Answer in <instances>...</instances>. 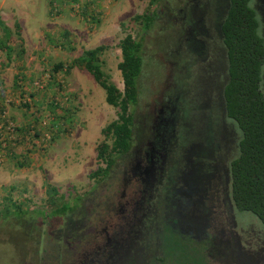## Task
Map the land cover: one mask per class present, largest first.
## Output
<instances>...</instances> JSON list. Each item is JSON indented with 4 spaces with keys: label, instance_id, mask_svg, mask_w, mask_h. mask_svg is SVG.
<instances>
[{
    "label": "rangeland",
    "instance_id": "obj_1",
    "mask_svg": "<svg viewBox=\"0 0 264 264\" xmlns=\"http://www.w3.org/2000/svg\"><path fill=\"white\" fill-rule=\"evenodd\" d=\"M229 5L230 0H0L1 21L15 33L21 26L26 49L24 54L13 52L10 61L0 48L4 95L14 91L16 75L24 73L33 78L41 72L44 82L49 83L50 99L57 95L58 85H64L70 102L63 105L71 110L70 117L62 107L55 109V114L42 111L40 119L36 113H29V122L14 109L18 121H23L21 124L28 126L35 137L23 134L22 141L17 140L19 145L6 151L0 141L4 152L0 151V203L5 204L8 198L13 202L25 200L22 217L14 208L7 216L0 206V264H61V251L67 257L64 264H71V250L66 243L70 239L62 240L79 224H96L93 219L102 202L107 216L105 227L110 225L112 233L117 221L125 225L112 236L107 235L113 241L120 233L119 240L124 245L118 250L125 251L132 228L134 233L138 230L135 205L141 197L136 190L144 185L139 179L148 176L146 169L164 165L166 160L170 179L176 183L184 170L191 169L189 154L196 150L204 153L211 138L218 144L217 156L223 160L239 155L243 133L227 116L223 102L229 78L215 82L209 76L212 70L218 72L221 64L226 68L218 27ZM261 7L264 10L263 2ZM154 13L158 14L156 22L148 31L143 23L133 21L136 15ZM64 32L69 33L67 38ZM128 34L143 37L145 59L140 104L134 110V147L116 159L109 176L93 179L92 172L106 167L97 160V148L105 139L102 129L118 119V109L107 103L106 91L93 75L67 68L87 50L105 46L100 56L102 71L124 90L118 66L123 58L120 44ZM18 43L19 40L14 46ZM60 62L64 68L57 73L52 68ZM46 72L52 73L51 80L49 74L44 75ZM217 99L221 100L218 110ZM57 115L65 120H59ZM55 119L58 126L51 125ZM5 145L12 148L14 143ZM193 162L198 166L199 162ZM173 164L176 166L172 168ZM149 175L154 178L152 172ZM160 178L161 174L156 173V179ZM47 185L58 191L54 206L50 204ZM78 196L82 200L75 206L72 201L75 203ZM65 203L72 204L73 209L66 216L55 213ZM244 214L259 221L251 212ZM102 233L97 238L104 244ZM165 237L170 242L162 245L171 247L174 261L169 264H207L204 243H175L169 232H163L164 241ZM91 253L90 243L83 250L84 258Z\"/></svg>",
    "mask_w": 264,
    "mask_h": 264
},
{
    "label": "trees",
    "instance_id": "obj_2",
    "mask_svg": "<svg viewBox=\"0 0 264 264\" xmlns=\"http://www.w3.org/2000/svg\"><path fill=\"white\" fill-rule=\"evenodd\" d=\"M252 2L253 0H230L227 15L220 23L223 44L228 55L229 74L228 82L223 89V102L227 116L239 125L243 133L242 137L240 135L239 155L231 164L233 198L237 207L254 214L264 229V91L262 87L264 37L260 34V21ZM157 15V13L136 15L133 21L143 23L145 30L148 31L155 24ZM0 26L3 30V34L0 36V48L6 51L7 58L11 61L15 51L17 54H24L26 49L20 35L21 26L16 27V33L1 19ZM63 34L66 38L69 35L68 32ZM18 40L19 43L14 46ZM120 48L123 58L118 68L122 74L124 90L119 89L102 71L100 56L106 50L105 46L87 50L83 56L76 58L67 68L68 71L79 68L93 75L95 81L106 91L107 103L118 109V119L102 129L105 139L97 148V160L101 164H106V167L101 166L90 175L91 178L98 180L109 176V171L116 159L128 154L134 147L136 126L134 110L140 104L141 80L145 62L143 37L137 39L132 34H128L121 41ZM0 65L2 64L0 63ZM63 68L64 63L60 62L55 64L52 69L59 73ZM45 74H49L51 80L52 73L46 72ZM14 80V91L6 96L4 95L5 91L2 90L3 86L0 84V141L5 151L15 149L14 147L19 145L17 140L22 141L25 136L35 137L29 133L28 126L22 125L23 121H18L20 119L17 118L14 109L22 112V117L25 119L29 116V111L36 113L39 118L42 111L55 114V109L61 107L68 117L71 114L70 108L63 105L70 102L65 95L66 89L63 84L58 85L57 95H52L54 99H50L47 95L49 83L44 82L43 73L40 78H32V76L28 78L26 74L22 73L16 75ZM36 82H40L41 86H37ZM26 83H30L33 89H30V85ZM51 85L52 83H50ZM43 92L45 96L41 95ZM9 99H13V102ZM58 117L59 120L61 118L65 120L64 117ZM27 120L32 122V119ZM26 124L27 122H25ZM51 125L58 126V121L55 119V123L52 121ZM8 142L14 143L12 148L5 145ZM0 151L2 154L4 153L2 150ZM21 165L23 164L21 163ZM102 175H105L103 179ZM46 188L51 196L50 204L54 206L58 200V191L51 185H47ZM75 200L76 202L72 201V204L77 206L82 198L78 196ZM24 201L13 202L11 198H8V201L5 204L4 201L1 202L0 206L2 205L7 216L14 208L22 217L24 216L22 210ZM72 204H63L55 213L66 216L73 209Z\"/></svg>",
    "mask_w": 264,
    "mask_h": 264
},
{
    "label": "flooded vegetation",
    "instance_id": "obj_3",
    "mask_svg": "<svg viewBox=\"0 0 264 264\" xmlns=\"http://www.w3.org/2000/svg\"><path fill=\"white\" fill-rule=\"evenodd\" d=\"M261 2L264 4V0H253L252 5L259 17L260 34L264 37V10ZM220 27L221 25L218 27L222 36L220 38L223 40ZM223 51L226 68L221 64L217 69L218 72L212 70V74H209L215 82L222 77L226 79L229 75L225 46ZM204 70L208 71V69ZM262 87L264 91V70ZM219 106L221 100L217 99V110ZM211 140L212 143L205 148L204 153L196 150L189 154L191 169L184 170L176 183L170 179L166 160L164 165L146 169L148 172L145 173H148V176L144 178L140 176L139 181L144 185L136 190L141 197L140 202L135 205V214L137 213L135 224L138 230L134 233L132 228L125 251L118 250L120 245H124V242L119 240L120 233H117L119 238L113 241L108 237L112 236L114 231L119 232L120 226L125 225L117 221L111 233V226L105 227L107 216L106 208L101 206L102 202L99 206L100 211H97L96 218L93 219L96 224L94 222L93 225L88 222L79 224L70 230V235L66 234V238H63L64 242L70 239L66 242L71 250L69 262L71 264H103L108 261L110 264H169L173 261L171 247L162 245L170 242L167 240L169 237H165V241L162 239L163 232H169L176 239L175 243L186 240L195 242V245L204 243L207 264H264V229L260 221H255L252 216L244 214L247 211L240 210L233 198L231 164L235 157H227L228 159L223 160L221 156H217L218 144L212 138ZM194 160L199 162L198 166L195 165ZM174 166L176 165L173 164L172 168ZM219 170L221 174L218 173ZM151 172L154 178L149 175ZM156 173L161 174L160 179H156ZM162 190L163 195L160 193ZM77 231L81 234L75 235ZM101 232L104 234V244L97 238ZM59 241H61L60 237ZM90 243L92 253L85 259L83 250ZM107 255H109L108 259ZM58 256L63 260L60 261L61 264H64L66 255L61 251ZM96 257L97 261H95Z\"/></svg>",
    "mask_w": 264,
    "mask_h": 264
},
{
    "label": "crops",
    "instance_id": "obj_4",
    "mask_svg": "<svg viewBox=\"0 0 264 264\" xmlns=\"http://www.w3.org/2000/svg\"><path fill=\"white\" fill-rule=\"evenodd\" d=\"M35 77H38V78H40V77H42V74H41V72H40V74H39V72H38V75L37 76H35ZM26 84H28V85H30V83H26ZM2 86V85H1ZM30 89H33V86L32 85H30ZM31 92V91H30ZM32 93V92H31ZM41 95H44V92L41 94ZM45 96V95H44ZM49 102V101H48ZM23 112H27V111H23ZM29 113H31V114H34L32 111H29ZM60 113V112H59ZM18 115L20 114V112L19 113H17Z\"/></svg>",
    "mask_w": 264,
    "mask_h": 264
},
{
    "label": "built area",
    "instance_id": "obj_5",
    "mask_svg": "<svg viewBox=\"0 0 264 264\" xmlns=\"http://www.w3.org/2000/svg\"><path fill=\"white\" fill-rule=\"evenodd\" d=\"M36 85H37V86H41V83H40V82H36ZM9 100L13 102L12 99H9ZM12 130L14 131V128H13Z\"/></svg>",
    "mask_w": 264,
    "mask_h": 264
}]
</instances>
